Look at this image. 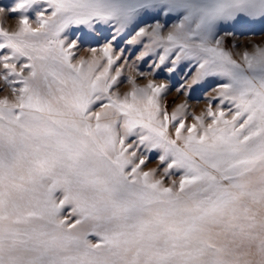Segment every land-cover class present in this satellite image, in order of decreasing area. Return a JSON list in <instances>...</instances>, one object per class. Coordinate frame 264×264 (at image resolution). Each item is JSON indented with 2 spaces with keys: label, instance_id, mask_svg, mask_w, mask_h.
<instances>
[{
  "label": "snow or ice",
  "instance_id": "obj_1",
  "mask_svg": "<svg viewBox=\"0 0 264 264\" xmlns=\"http://www.w3.org/2000/svg\"><path fill=\"white\" fill-rule=\"evenodd\" d=\"M6 11L19 15L0 24V264H264V44L226 42L227 26L264 23V0ZM177 74L184 96L215 82L199 114L162 105Z\"/></svg>",
  "mask_w": 264,
  "mask_h": 264
},
{
  "label": "rangeland",
  "instance_id": "obj_2",
  "mask_svg": "<svg viewBox=\"0 0 264 264\" xmlns=\"http://www.w3.org/2000/svg\"><path fill=\"white\" fill-rule=\"evenodd\" d=\"M16 3V0H0V7L11 8ZM18 13H6L3 16H0V24L8 30H15L18 24ZM30 16L34 19V14L30 13ZM228 31H232L235 33L233 37L226 38V42L230 45L233 42L236 44V48L233 49L234 52H238L242 50L246 46H250L251 44H264V23H257L251 25L238 24L235 26H227ZM91 41L84 40L82 42V46L80 50L77 52V58L83 56L88 58L90 53L83 50V46L90 43ZM127 54V53H126ZM136 53H132V58L134 59ZM142 71L147 72L149 70V64L147 62L142 63L140 65ZM127 71H125L122 80L123 83L119 85V92L123 94L129 89V85L126 82ZM149 79H154L156 83H160L162 81H166V74L160 72L155 77L147 76V77H138L137 83L140 86H143L147 83ZM170 84L169 90L167 94L162 98V105L166 106L169 112L176 106V104L187 102L188 111L190 113L199 114L202 110H204L206 106V98L205 93L208 95H214L210 91V89L214 86V81H209L202 86H196L192 93L189 96H184L182 93L178 94L175 89L182 83L180 79V74H177L172 78L171 81L168 82ZM5 95L10 96V92L5 88V86L0 82V97ZM189 123H191V119L189 118ZM157 154L154 152L151 154V158L144 165V170H149L152 168H156L158 166V162L156 159ZM163 166H160L162 169ZM160 172H157V177L160 176ZM177 177H172V179H176ZM165 184L171 182L169 178H165Z\"/></svg>",
  "mask_w": 264,
  "mask_h": 264
}]
</instances>
